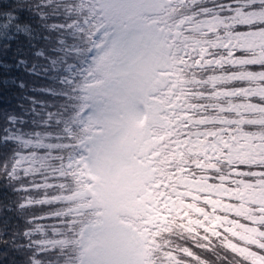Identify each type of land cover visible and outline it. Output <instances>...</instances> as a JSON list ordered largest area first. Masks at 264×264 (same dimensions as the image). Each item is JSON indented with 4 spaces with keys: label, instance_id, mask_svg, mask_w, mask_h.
I'll return each mask as SVG.
<instances>
[{
    "label": "snow or ice",
    "instance_id": "1",
    "mask_svg": "<svg viewBox=\"0 0 264 264\" xmlns=\"http://www.w3.org/2000/svg\"><path fill=\"white\" fill-rule=\"evenodd\" d=\"M39 7L75 106L0 137V264H264V0Z\"/></svg>",
    "mask_w": 264,
    "mask_h": 264
},
{
    "label": "trees",
    "instance_id": "2",
    "mask_svg": "<svg viewBox=\"0 0 264 264\" xmlns=\"http://www.w3.org/2000/svg\"><path fill=\"white\" fill-rule=\"evenodd\" d=\"M33 4L21 7L18 0H0V137L8 135L13 147L26 143L25 137L61 133L75 106L64 83L73 58L62 61L59 49L50 53V63L32 56L34 45L47 43L39 0ZM17 25H30L31 35ZM20 58L28 62L18 63Z\"/></svg>",
    "mask_w": 264,
    "mask_h": 264
}]
</instances>
